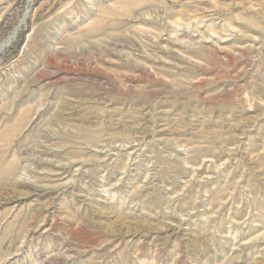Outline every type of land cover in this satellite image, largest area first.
Segmentation results:
<instances>
[{
  "label": "rangeland",
  "instance_id": "374dc122",
  "mask_svg": "<svg viewBox=\"0 0 264 264\" xmlns=\"http://www.w3.org/2000/svg\"><path fill=\"white\" fill-rule=\"evenodd\" d=\"M15 28L0 264H264V0H0Z\"/></svg>",
  "mask_w": 264,
  "mask_h": 264
},
{
  "label": "bare ground",
  "instance_id": "6f19581e",
  "mask_svg": "<svg viewBox=\"0 0 264 264\" xmlns=\"http://www.w3.org/2000/svg\"><path fill=\"white\" fill-rule=\"evenodd\" d=\"M16 32H17V28L14 29L13 33H11L7 39L0 45V51H2L5 47H7L8 45H10L13 41V39L16 36ZM261 236V235H260ZM260 239V238H259ZM263 240V239H262Z\"/></svg>",
  "mask_w": 264,
  "mask_h": 264
}]
</instances>
